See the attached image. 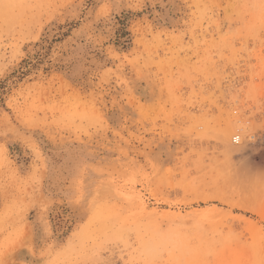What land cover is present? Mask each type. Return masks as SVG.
I'll use <instances>...</instances> for the list:
<instances>
[{
    "label": "rangeland",
    "instance_id": "374dc122",
    "mask_svg": "<svg viewBox=\"0 0 264 264\" xmlns=\"http://www.w3.org/2000/svg\"><path fill=\"white\" fill-rule=\"evenodd\" d=\"M0 264H264V0H0Z\"/></svg>",
    "mask_w": 264,
    "mask_h": 264
},
{
    "label": "built area",
    "instance_id": "2783aa9c",
    "mask_svg": "<svg viewBox=\"0 0 264 264\" xmlns=\"http://www.w3.org/2000/svg\"><path fill=\"white\" fill-rule=\"evenodd\" d=\"M240 141V137L238 135L233 137V142L238 143Z\"/></svg>",
    "mask_w": 264,
    "mask_h": 264
}]
</instances>
